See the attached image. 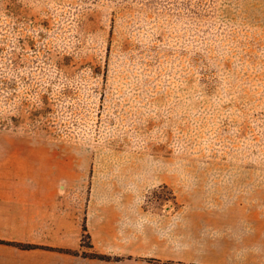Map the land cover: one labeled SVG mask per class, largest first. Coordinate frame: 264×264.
Masks as SVG:
<instances>
[{"label":"rangeland","instance_id":"obj_1","mask_svg":"<svg viewBox=\"0 0 264 264\" xmlns=\"http://www.w3.org/2000/svg\"><path fill=\"white\" fill-rule=\"evenodd\" d=\"M199 162L264 202V0H0V186Z\"/></svg>","mask_w":264,"mask_h":264},{"label":"crops","instance_id":"obj_2","mask_svg":"<svg viewBox=\"0 0 264 264\" xmlns=\"http://www.w3.org/2000/svg\"><path fill=\"white\" fill-rule=\"evenodd\" d=\"M104 166L88 179L75 172L0 186V240L79 250L85 229L89 249L111 260L0 244V264L5 253L12 264H264V202L226 171L236 168L190 163L183 178L178 167L153 171L142 189L129 168Z\"/></svg>","mask_w":264,"mask_h":264},{"label":"trees","instance_id":"obj_3","mask_svg":"<svg viewBox=\"0 0 264 264\" xmlns=\"http://www.w3.org/2000/svg\"><path fill=\"white\" fill-rule=\"evenodd\" d=\"M82 233H85V229H83ZM87 238L89 240L88 236H87ZM0 244L12 246V247H15V248L21 249V250H32V249L39 248V249H47V250H56V251L63 252V253L69 254V255L79 256V253L76 250L57 249V248L56 249L55 248L52 249V248H49V247H43V246L32 245V244H22V243H18V242H9V241H3V240H0ZM81 246H82V241H81ZM88 247H91L90 243L88 244ZM80 256L83 257V258H90V259L111 260V257L106 256V255H102V254H99V253H96V252H93V251H91L90 254H82ZM114 260H118V258H114ZM149 261H154L157 264H183L181 262H174V261H158V260H149Z\"/></svg>","mask_w":264,"mask_h":264}]
</instances>
